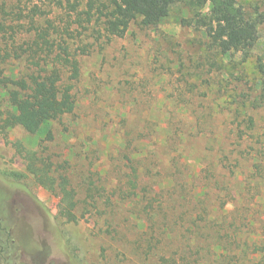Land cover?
Segmentation results:
<instances>
[{"label": "rangeland", "instance_id": "rangeland-1", "mask_svg": "<svg viewBox=\"0 0 264 264\" xmlns=\"http://www.w3.org/2000/svg\"><path fill=\"white\" fill-rule=\"evenodd\" d=\"M70 2L0 0V52L10 54L0 64L1 74L27 77L38 72V62L52 61L55 54L33 50L37 30L49 26L52 40L68 42L81 64L74 113L46 122L37 134L21 125L0 130V216L7 229L12 226L10 239L19 254L12 262L161 264L156 258L164 253L150 252L143 238L152 220L136 216L144 201L136 205L123 197L130 191L126 155L141 165L140 196L146 184L166 196V208L187 211L203 201L201 210H211L209 225L218 217L226 220L224 241L241 236L249 244L229 242V264L237 254L234 261L244 264L263 260L264 82L257 62L264 57V22L244 59L242 53L209 51L204 31L179 22L180 15H189L185 6L158 26L138 18L123 37H108L102 21H89L83 12L87 0ZM240 2L249 12L264 14V0ZM205 10H211L210 4ZM213 60L222 67H212ZM248 93L247 113L254 115L256 127L253 138L240 139L237 106L243 107ZM8 110L13 106L0 86V112ZM251 146L258 153L248 156ZM226 158L235 164V175L224 168ZM31 162L55 179L54 187L39 182ZM179 172L187 174L183 191ZM64 185L77 203V220L63 212ZM191 189L197 194L194 202L174 203ZM220 196L225 197L217 201ZM7 234L3 231L4 240ZM187 235L183 228L174 231L169 248L162 247L167 257L197 250ZM220 240L217 232L206 230L197 245L210 257Z\"/></svg>", "mask_w": 264, "mask_h": 264}, {"label": "trees", "instance_id": "trees-1", "mask_svg": "<svg viewBox=\"0 0 264 264\" xmlns=\"http://www.w3.org/2000/svg\"><path fill=\"white\" fill-rule=\"evenodd\" d=\"M55 1L59 6L63 5L65 1L71 5L70 0ZM209 4L211 10L206 11ZM77 6V3L72 5L75 10H77ZM180 6H185L189 15H180L179 22L183 26H193L204 31L209 51L216 50L224 56L233 52L242 53L244 59L251 55L258 39L259 25L264 22V14L259 9H256L254 13L249 12L240 0H87V9L83 12L89 21L93 18L99 23L102 21L103 32L106 36L123 37L134 20L141 18L144 25L158 26ZM181 10L180 12H182ZM52 39L50 26L37 30V38L33 41V50H44V52L55 54L52 61L44 60L43 64L37 63L40 66L37 73L33 72L27 77L17 78L4 76L1 74L2 70L0 71V86L7 89L10 103L13 106V110H8L5 113L0 112V130L21 125L28 132L37 134L43 130L46 122L74 113L76 99L73 91L76 81L81 76L80 60L77 54L72 52L68 42ZM5 53L4 49L0 52V64L5 63L10 57L8 51ZM209 61H211V56H209ZM211 65L217 68L222 67L218 60H213ZM257 69L264 82V57L258 58ZM249 95L251 94L243 95L241 104L243 107L237 106V117L241 116L237 125V134L240 139L254 137L256 119L253 114L247 113L246 108L247 101L250 99ZM242 108L243 110H241ZM49 135L52 137L51 132ZM251 144L253 143L251 142ZM250 149L251 151H247L248 156L254 155V151L258 153L255 146H251ZM242 155L246 157V151H242ZM125 158L131 163L127 174L130 191L123 197L127 200L126 202H134L136 205L142 204L144 201L145 208L141 207L136 216H147V219L152 220L150 231L144 233L143 238L150 252L157 249L164 253L160 256L157 255L158 262L161 261L163 264H229L225 257L229 251V242L249 247L247 240L245 238L242 240L241 236H233L230 237L231 240L224 241L225 238L221 234L227 231L228 227L224 224L226 220L215 217L217 220L209 225L212 220L208 219L206 215L211 214V210H201L200 203L203 201L197 202L187 211L184 209L180 211L174 207L166 208L165 205L168 203L166 196L155 192L146 184L142 187L143 197L140 196L143 182L139 168L141 165H136L134 159L129 155H126ZM226 159L228 162L224 164V168L228 169L231 175H235V164L230 158ZM29 167L39 182L45 184L48 181L51 187H54L55 179L49 177L47 171L39 170L34 162H31ZM150 171L148 170L147 173L150 174ZM179 175L184 177L185 183L181 184L183 191V188L186 189L188 185L187 174L179 172ZM190 176H192V172H190ZM224 189L228 191L227 189L230 188L226 186ZM63 190L65 198L62 209L67 215L65 217L71 221L77 220V216L73 213L77 206L73 200V194L66 189L65 185ZM181 193L182 196L174 201L175 204L182 201L183 206L184 203H191L197 199L194 189L188 190L187 194ZM225 196H220L217 201L224 199ZM222 206L226 207L227 202H224ZM177 228H183L190 234V236H186V239L197 250H192V253L191 250L185 249L179 255L175 253L173 258H169L166 256L169 243L166 242L173 238L172 235ZM206 230L210 232L214 230L222 238L220 243L217 242L218 247L214 250L215 254L210 251L212 255L210 257L202 254L201 247L197 245L198 237L203 235ZM164 246L167 248L166 250L163 249ZM234 253L236 255L238 252ZM194 255L197 257L193 258ZM237 255L232 256L233 261L239 258ZM233 261L230 264H233ZM262 261L264 262V259L256 264H262ZM235 262L244 264L240 260Z\"/></svg>", "mask_w": 264, "mask_h": 264}, {"label": "flooded vegetation", "instance_id": "flooded-vegetation-1", "mask_svg": "<svg viewBox=\"0 0 264 264\" xmlns=\"http://www.w3.org/2000/svg\"><path fill=\"white\" fill-rule=\"evenodd\" d=\"M15 196V195H14ZM16 203V198L14 197L10 204L9 207H12V204ZM7 220L12 222L15 220V216H6ZM11 229L12 226L7 229V227L4 226V221L2 219V216H0V264H18L17 262H12V259H18L19 254L17 253L16 247L14 245V240L10 239L11 235ZM3 231H7V238L4 240L2 235ZM14 251V252H13ZM14 253V256L12 255ZM53 264V263H52Z\"/></svg>", "mask_w": 264, "mask_h": 264}]
</instances>
